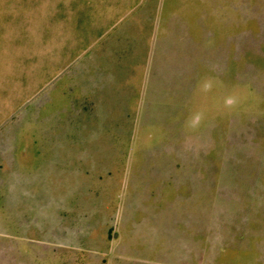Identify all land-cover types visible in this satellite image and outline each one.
<instances>
[{
  "label": "rangeland",
  "instance_id": "rangeland-1",
  "mask_svg": "<svg viewBox=\"0 0 264 264\" xmlns=\"http://www.w3.org/2000/svg\"><path fill=\"white\" fill-rule=\"evenodd\" d=\"M2 3L0 0V125L7 120L3 131L12 135L16 141L13 145L27 146L31 154L38 147L40 155L45 157L38 161L47 162L46 157L56 152L61 144L24 141L76 134L74 128L60 124L51 116L57 112L53 99L61 91L53 88L52 80L87 48L61 45L66 42L64 37L79 38L80 32L37 30L32 23L35 16L12 13L18 9H9L11 13L5 14ZM198 3L204 12L200 14L202 19L199 18L203 26L200 32V42H203L201 58L207 62L198 64L204 77L198 81L196 92L192 93L190 89L187 96H182L180 91L172 96L176 117L165 116L168 112L155 111L152 125L138 124L130 128L125 142L115 141L119 140L116 135L121 132L120 127L87 128L91 139L97 140L88 144L89 150L124 152L122 159L99 160L102 166L106 162L113 163L115 169L121 167L125 173L143 166L167 170L166 167L173 168L179 162H182L179 163L181 166L196 168L200 173L199 180L204 182L200 185L203 198L196 191L189 201L185 200L189 196L186 188L189 191L194 189L189 184L185 188L174 186V190L168 184V194L158 197L159 202L172 206V216L165 219L167 229L179 234H161L163 221L157 223L156 227H159L155 232L148 229L133 232L131 226L116 231L115 222L109 225L102 239L105 224L92 221L90 217L84 221L73 215L68 219L57 214L58 205L68 209L75 200L78 204L81 192L61 197L56 204L57 200H53L51 192L43 186L35 192L40 206L36 207L34 201L27 200L26 205L12 209L11 222H0V264H264V257L259 255L255 243H260L263 237L245 239L240 235L242 230L235 231V222H228L227 215L221 224L222 238L215 251H211L209 244L212 242L210 232L207 238L206 232H197L193 225L186 226L179 220L175 223L176 214L182 219L200 217L201 199L204 210L210 209L213 198L217 199L212 184L215 189L220 187L214 212L226 213L224 191L228 188L232 195L250 194L247 199L253 215L263 211L264 0H198ZM222 49L230 56L223 58L232 61L211 62L210 59L218 57V51L221 55ZM57 116L62 118V113ZM165 150L188 151L192 159L156 157ZM212 167L218 169L219 174H208ZM231 168L236 172L233 175L228 173ZM114 173L110 176L92 175V178L88 175L86 180V184L95 190L93 192L106 196V200L113 194V205L120 201V197L114 194ZM45 177L48 179L45 182H52L51 175H43ZM178 177L182 176L171 175L173 180ZM126 191L127 187L123 188V197H126ZM77 206L74 203L70 210L76 212ZM83 207L88 206L85 203ZM243 207L242 204H233L229 208L235 215ZM245 208L249 211V205L245 204ZM211 219L212 214L210 221L213 222ZM252 223L251 226L255 225L254 221ZM181 232L190 254L187 263L183 262L185 249L176 241ZM202 250L205 255L200 260L197 254Z\"/></svg>",
  "mask_w": 264,
  "mask_h": 264
},
{
  "label": "crops",
  "instance_id": "crops-1",
  "mask_svg": "<svg viewBox=\"0 0 264 264\" xmlns=\"http://www.w3.org/2000/svg\"><path fill=\"white\" fill-rule=\"evenodd\" d=\"M2 1L5 14L11 13L9 9H18L12 13L35 16L32 23L36 25L37 30L80 32L79 38L64 37L63 41L66 42L61 45L87 49L52 80L53 88H59L61 91L53 99L57 112L54 111L51 116L58 119L60 124H68L74 128L76 134L53 135L45 140L36 137L29 141L27 138L24 141L34 144L42 142L61 144L56 152L46 157L47 162L38 161L45 158L40 155L38 147L31 154L27 146L13 145L16 141L12 135L6 133L7 130L3 131L7 120L0 125V222L6 220L11 222L12 209L26 205L29 202L27 200L34 201L36 207L40 206L35 192L44 186L51 192V198L57 200L56 204L61 197L71 196L76 191L81 192V199L78 200V204L82 202L81 204L78 205L75 200L72 205H68L70 206L68 209L63 208L64 205L62 207L58 205L57 214L68 219L73 215L84 221H88L90 217L92 221L105 224L106 227L100 236L102 239L109 230V225L115 222L116 231L131 226L133 232L147 229L155 232L159 227H156L157 223L163 221L161 234H179L177 231L167 229L165 219L167 216L170 217L172 206L166 202H159L158 197L166 196L170 189L174 190V186L185 188V185L189 184L194 186V189L189 191L186 188V195L189 196L185 200L189 201L190 196L196 191H199L203 198L204 193L200 185L204 182L199 180L200 173L196 168L190 165L181 166L179 163L182 162H179L175 163L173 168L166 167L167 170L143 166L125 173L121 167L115 169L113 163L106 162V165L102 166L99 160L122 159L124 152L89 150L88 144L97 140L91 139L92 135L87 133V128L120 127L122 130L116 135L119 136V140L115 141L125 142L128 141L130 130L134 126L152 125L155 111L168 112L165 116L176 117L177 109L172 105L175 100L172 96L178 94V91L182 92V96L189 95L190 89L192 93L196 92L198 81L204 77L198 69V64L207 62L201 58L203 42H200L202 41L200 32L203 26L199 18L204 12L198 0ZM220 52L221 55L218 51V57L210 61L213 63L232 61L227 58L230 56L226 55L223 49ZM224 56L227 57L223 58ZM59 112L62 113V118H58ZM181 124H184L182 120ZM187 152L165 150L157 153L156 157L192 159L191 154ZM233 170L229 169L228 173L235 174ZM113 172L116 174L114 194L120 197V201L117 200L115 205L112 200L113 194L108 195L106 200V196L93 192L95 190L90 184H86L88 175L91 178L92 175L110 176ZM208 174L212 176L219 174V170L212 167ZM43 175H51L52 182L47 183L48 179L46 177L44 179ZM171 175L182 177L173 180ZM168 184H171L170 189H167ZM49 185L51 186L48 187ZM125 187L126 197H123ZM219 188L215 189L212 184L217 199L220 197ZM232 196L235 197L232 199ZM247 196L250 194L232 195L231 189L228 188L224 191L228 208L225 214L214 212L217 199L213 198L209 210H204L201 199L200 217H195L194 220L189 216L182 219L176 214L175 223L179 220L186 226L193 225L197 232L202 234L206 232L207 238L210 232L212 242L209 244L212 246L211 251H215L218 240L222 238L221 224L226 221L227 215L228 222H235V231L242 230L243 234L240 235H244L245 239L263 237L260 243L255 242L259 246H255L256 250L263 258L264 199L263 211L253 215ZM74 203L78 205L76 212L71 211ZM85 203L88 207H83ZM233 204H242L244 207L234 215L229 208ZM245 204L249 205V211L245 210L247 209ZM205 211L208 213L207 216ZM211 214L213 222L210 221ZM252 221L255 222L253 226L250 225ZM176 241L185 249V252L181 253L183 252L185 259L183 262L187 263L190 254L182 232ZM204 255L202 250L197 254V258L203 260Z\"/></svg>",
  "mask_w": 264,
  "mask_h": 264
}]
</instances>
